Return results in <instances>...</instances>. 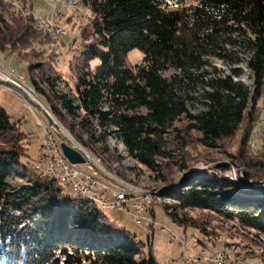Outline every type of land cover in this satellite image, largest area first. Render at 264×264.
Here are the masks:
<instances>
[{"label":"trees","instance_id":"16d2710c","mask_svg":"<svg viewBox=\"0 0 264 264\" xmlns=\"http://www.w3.org/2000/svg\"><path fill=\"white\" fill-rule=\"evenodd\" d=\"M76 1L90 19L70 61L72 89L61 88L64 81L52 67L31 61L36 56L25 50L36 39L28 26L33 20L11 13L2 0L0 51L21 56L35 94L83 146L100 144L105 152L112 137L129 158L154 171L184 140L174 135L182 117L206 149L232 139L250 106L252 123L264 88V0ZM133 50L142 60L131 66ZM243 70L251 85L240 80ZM26 140L0 106V264H158L124 227L100 232L106 218L99 205L74 199L34 164L23 163ZM244 144L236 163L254 194L262 195L264 163L247 160ZM211 170H187L185 189L166 193L177 202L163 206L171 222L198 230L178 211L208 210L264 236V198L235 195L240 183Z\"/></svg>","mask_w":264,"mask_h":264},{"label":"rangeland","instance_id":"374dc122","mask_svg":"<svg viewBox=\"0 0 264 264\" xmlns=\"http://www.w3.org/2000/svg\"><path fill=\"white\" fill-rule=\"evenodd\" d=\"M2 1L11 6V13L33 20L28 26L33 30L36 39L31 47L25 50L29 58L36 56L31 61L52 67L64 81L61 88L66 91L72 89L74 79L69 67L72 63L70 61L73 55L77 56L83 45L80 31L89 22L88 11L76 0ZM48 17L52 19L54 27L64 30L67 34L55 35L42 29L37 20ZM20 57L16 53H10V50L0 51V73L10 76L12 70L14 77H23L24 87L29 91V95L25 98L12 93L10 83L0 81V106L12 121L17 122L20 131L27 135L26 157L22 158V162L35 165L40 150L44 151V142L48 143V138L58 143L59 148L60 144L64 143L83 156L85 162L78 165L79 169L84 177L88 174L96 184L105 186L103 192L107 201H112L115 190L123 185L139 191L141 204L144 205L142 212L135 209L99 207L106 218L101 223L100 232H114L112 225L124 227L138 241L145 244L142 248L143 255L147 256L150 249L158 264H263L264 236L245 227L238 220H228L220 213L208 210H180L179 215H184L198 228L184 229L171 222L163 211V206L177 205V202L166 197V193L185 189L183 183L188 174L187 170L200 172L212 169L210 172L213 174L220 172L219 175L223 178L240 183L238 190L234 192L235 195L249 193L256 198H264V194H254L248 181L240 180V177L245 178L242 168L235 160L239 157L242 142L245 141L242 149L246 159L252 163H264V88L261 99L254 107L252 123H249L250 106L244 113L236 135L221 142L216 149L201 147L196 141L197 134L187 129L190 125L188 119L180 118L175 124L174 135L179 134L184 140L182 143H174L171 156L168 159H159V167L152 171L129 158L125 148L112 137L106 142L105 152L100 144L86 147L78 142L35 94L28 81L27 64ZM141 60L142 54L138 50L131 51L127 56V63L131 66L139 64ZM213 64L225 74L229 72L228 68L219 62L213 61ZM243 72L240 80L246 85H251L249 72ZM82 142H87L86 135L82 136ZM182 163L188 169L183 170ZM219 164L227 166L225 173L215 168ZM236 167L240 169L237 171ZM45 168L46 164H43L42 169ZM64 191L67 194L72 192L69 187Z\"/></svg>","mask_w":264,"mask_h":264},{"label":"built area","instance_id":"2783aa9c","mask_svg":"<svg viewBox=\"0 0 264 264\" xmlns=\"http://www.w3.org/2000/svg\"><path fill=\"white\" fill-rule=\"evenodd\" d=\"M43 24H48L55 35H65L61 31L56 30L53 26V22H50V17L41 19ZM2 77L8 79L3 83H10V92L17 95L28 97V90L24 87V78L14 77V72L10 71V76L4 73H0ZM2 81V80H0ZM48 143L44 142V151L41 153L36 162L38 168H43V164H46V168L43 169L50 174V178L56 180L63 188H71L72 196L83 195L91 196L93 199H99L103 204L109 206V209L118 210H131L135 209L138 212H142L144 205L141 204V198L138 189H130L126 186H122L115 190L112 201H107L104 198L105 186L102 184H96L94 179L87 174V177L83 176L80 166L70 164L63 156L60 148L57 146L54 140L48 139ZM89 176V177H88ZM82 177V178H81ZM98 183V182H97ZM98 188V189H95Z\"/></svg>","mask_w":264,"mask_h":264},{"label":"bare ground","instance_id":"6f19581e","mask_svg":"<svg viewBox=\"0 0 264 264\" xmlns=\"http://www.w3.org/2000/svg\"><path fill=\"white\" fill-rule=\"evenodd\" d=\"M69 4V3H68ZM76 4V3H75ZM73 5V4H72ZM75 6V5H74ZM77 6V5H76ZM75 8V7H74ZM38 21V25L42 28V29H45V30H47V31H49V32H51V33H53V31H52V29L50 28V26L48 25V24H43V22H42V20L41 19H39V20H37ZM50 22H53L52 21V19L50 18ZM39 27V28H40ZM56 30H59V31H61L62 32V34H67V33H65V31L64 30H62V29H60V28H58V27H56ZM54 34V33H53ZM52 36V35H51ZM0 80H2V81H5V80H7L8 81V79L6 78V77H2V75H0ZM40 150V149H39ZM41 151H43V150H40V152ZM39 156H40V154H39ZM85 160V159H84ZM35 169H37V170H39V171H41V172H43V174L46 176V177H48V178H50V174L49 173H47L45 170H43L42 168H38L37 166H36V164H35ZM240 180L241 181H243V182H246V180L245 179H243V177H240ZM59 186H61L62 188H63V185H60V184H58ZM72 196V195H71ZM74 199H85V200H88V201H92L93 203H95V204H97V205H99V207L100 206H103V207H106V208H108L109 209V206H107L106 204H103L102 202H101V200H99V199H93V197H91V196H83V195H76V196H72Z\"/></svg>","mask_w":264,"mask_h":264},{"label":"water","instance_id":"95a60500","mask_svg":"<svg viewBox=\"0 0 264 264\" xmlns=\"http://www.w3.org/2000/svg\"><path fill=\"white\" fill-rule=\"evenodd\" d=\"M49 123L52 124V121L49 120ZM60 149L61 152L63 154V156L65 157V159L73 165H81L85 162L83 156L76 151L75 149L69 147L68 145L61 143L60 144ZM240 168L236 167V170L238 171Z\"/></svg>","mask_w":264,"mask_h":264}]
</instances>
